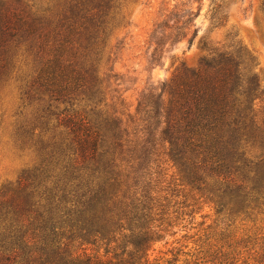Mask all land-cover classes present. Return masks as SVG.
<instances>
[{
  "label": "trees",
  "instance_id": "1",
  "mask_svg": "<svg viewBox=\"0 0 264 264\" xmlns=\"http://www.w3.org/2000/svg\"><path fill=\"white\" fill-rule=\"evenodd\" d=\"M120 1L0 0V78L22 90L31 76L29 44L43 41L50 59L33 73L62 105L43 126L24 131L12 124L9 142L18 150L24 136L29 144L21 152L32 166L0 188V264H176L194 254L177 249L170 258H151V247L172 226L175 206L187 215L200 203L222 217L226 228L211 236L222 245L183 264H250L230 228L264 214V116L253 110L259 83L234 38L209 48L180 79L172 93L176 115L161 91L138 105L144 116L128 126L101 108L94 69L77 108L63 95L85 83L59 61L64 49L83 34L101 44ZM87 3L94 6L84 10ZM2 129L0 121V142ZM247 239L244 251L253 252ZM260 243L251 244L260 250L253 264H264Z\"/></svg>",
  "mask_w": 264,
  "mask_h": 264
},
{
  "label": "rangeland",
  "instance_id": "2",
  "mask_svg": "<svg viewBox=\"0 0 264 264\" xmlns=\"http://www.w3.org/2000/svg\"><path fill=\"white\" fill-rule=\"evenodd\" d=\"M93 6L83 4L84 10ZM114 12L113 23L106 30V39L101 44L97 47L92 45L89 36L83 34L66 51L64 49L59 59L62 64L70 63L85 79L84 87L76 91L70 89V95L63 94L65 99L69 98L75 104L74 109L83 97V91L87 90L89 75L94 69L101 92V108L109 113L115 112L128 122V126H132V122L137 124L138 118L144 116L137 114L138 105L143 104L139 108L141 110L161 91H164L165 106L173 109L172 114L176 115L179 106L175 104L172 93L180 79L200 66L209 48L227 45L232 37L247 56L243 62L246 72L254 75L259 83L253 110L258 117L264 116V0H121L119 9ZM44 44L43 41L29 44L32 53L26 63L31 76L26 79L22 90L18 88L19 83L0 78V121L3 127L0 188L17 180L21 172L32 166V156L21 152L23 145L29 144L24 136L16 143L18 150L9 142L12 124L22 130L33 129L47 124L49 112H53L55 107L62 109V105L54 102L56 96L41 88L43 75H39V79L38 74L33 73L44 69L50 59L49 47ZM162 85H165V90H162ZM51 125L49 123V127ZM37 132L38 129L34 133ZM170 165L164 167L169 168ZM172 171L169 169L168 176ZM175 210L178 214L174 213L172 226L163 240L151 247V258H170L177 249L194 254L193 257L180 255L176 264H183L185 260L201 255V250L212 252L221 247L222 242L215 240L219 235L211 236L226 226L222 217L215 215L212 205L197 204L194 213L187 215L183 208L175 206ZM251 227L253 229L248 233ZM256 228L261 230L257 232ZM230 230L241 242L238 250L253 264L254 251L260 250L251 244L262 245L260 242H264V214L258 215L255 222L236 220ZM228 235L225 232V236ZM247 236L250 243L245 246L251 247L253 252L244 251L243 241ZM227 242L225 239V247Z\"/></svg>",
  "mask_w": 264,
  "mask_h": 264
}]
</instances>
